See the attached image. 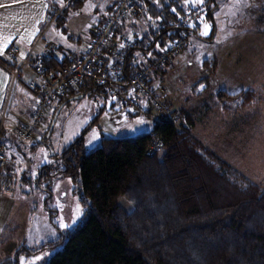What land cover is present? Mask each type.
I'll list each match as a JSON object with an SVG mask.
<instances>
[{
	"label": "trees",
	"instance_id": "1",
	"mask_svg": "<svg viewBox=\"0 0 264 264\" xmlns=\"http://www.w3.org/2000/svg\"><path fill=\"white\" fill-rule=\"evenodd\" d=\"M81 1H71L63 14ZM120 1L114 5V12L96 26L113 17ZM136 3L142 11L130 17V21L123 20L115 32L119 36L134 33L138 38L124 47L119 56L101 52L102 64L112 61L124 76L120 83L125 86L170 43L181 41L182 51L189 35L197 33L205 20L215 21L218 8L217 0ZM202 4L207 6L205 16L195 17L191 27L180 22L189 12L196 13ZM59 5L52 3L49 10ZM251 27L264 32V9ZM76 59L53 58L45 73L67 69ZM0 60L9 63L1 55ZM9 64L16 68L14 63ZM102 64H91L90 69L96 73ZM0 65L3 66L1 62ZM204 67L213 74L218 64L206 61ZM159 72L165 73L164 68ZM210 74L202 79L206 81L205 92L211 89ZM89 94L106 99L111 96L106 85L81 77L58 97L54 113L60 106ZM255 94L250 89L238 94L221 91L218 97L221 101L234 99L245 108L254 102ZM165 101L168 102L166 97ZM114 104L112 101L110 109H115ZM170 107L172 113L179 114V122L182 118L185 123L180 122L177 127L179 122L154 121V115L148 111L138 115L154 121L149 132L125 138L102 137L99 147L87 152L85 135L89 125L59 156L52 150L60 165L53 161L41 166L36 179L38 189L49 195L56 178H68L75 186L83 217L67 231L59 229L52 220L59 231L57 239L36 248L20 246L12 258L0 264H22L23 259L48 252L54 253L49 261L32 264H264V188L196 139L189 128L195 125L194 121L185 111L179 112L171 104ZM115 111L126 114L125 117L138 116L125 113L121 107ZM48 133L49 129L45 137ZM155 137L162 141V146L152 149ZM5 175L0 171L1 177ZM121 196L126 203L133 204L131 211L118 202ZM47 203L46 209L53 219L54 212ZM6 229L0 246L10 239H3Z\"/></svg>",
	"mask_w": 264,
	"mask_h": 264
},
{
	"label": "rangeland",
	"instance_id": "2",
	"mask_svg": "<svg viewBox=\"0 0 264 264\" xmlns=\"http://www.w3.org/2000/svg\"><path fill=\"white\" fill-rule=\"evenodd\" d=\"M109 2L86 0L81 7L74 5L68 9L64 18L65 51L73 50L77 46L75 41L87 36L96 20L108 11ZM217 3L215 21L209 18L197 33H191L182 51L164 67L165 73L153 78V83L156 88L165 87V97L172 107L179 112L185 111L194 121L195 125L189 128L196 139L264 188V32L251 27L264 9V0H217ZM206 61H217L218 68L213 74H210L211 69L204 67ZM208 74L211 75V89L205 92L206 81L202 79ZM249 89L256 93V99L245 109L239 108L234 99L221 101L218 97L221 91L238 94ZM111 104V96L106 99L103 95L92 94L64 104L57 113H52L55 118L51 121H55L47 137L42 133L39 142H24L25 146L35 147L32 150L16 151L10 142L1 141L8 164L0 171L6 173L4 170L11 169L6 174L5 184L15 194L18 205L8 230L4 228L1 232L2 235L6 229L3 239H10L2 247L0 261L12 258L20 246L36 248L57 239L59 231L52 220L59 229L67 231L83 217L79 197L74 193L75 186L68 178L55 179L51 196L38 189L36 179L41 166L53 161L60 165L52 150L59 156L89 125L85 135L87 152L97 149L102 137H134L154 128V121L144 115L125 117V114L121 118L122 112L115 111L118 105L110 109ZM17 107L14 101L10 111ZM180 122H184L182 118ZM46 202L54 212L53 219ZM118 202L128 211L134 208L123 196ZM14 225H20L16 235L12 233ZM53 254L48 252L30 260L23 259L22 264L49 261Z\"/></svg>",
	"mask_w": 264,
	"mask_h": 264
},
{
	"label": "built area",
	"instance_id": "3",
	"mask_svg": "<svg viewBox=\"0 0 264 264\" xmlns=\"http://www.w3.org/2000/svg\"><path fill=\"white\" fill-rule=\"evenodd\" d=\"M71 1L73 0H68L63 5L54 6L49 10V15L46 18L47 26L57 24L58 19ZM141 11L142 9L136 3V0H121L116 6L113 17L96 26L94 30L95 37L90 42L87 51L79 56L75 63L67 69L45 73L47 63L59 56L60 50L56 44L48 45L37 56L35 70L41 76L42 82L39 85L26 84L27 88L38 96V99L29 118L21 121L15 130L19 141L32 142L36 140V133L50 115L54 102L65 91L75 86L81 77L85 76L92 78L99 85H106L113 103L121 107L125 113L138 115L150 111L154 115V121L163 119L172 124H178L179 114L172 113L171 110L173 109L165 101L167 89L163 86L156 88L153 78L159 74V71L167 63L172 62L173 58L180 52L181 41H174L163 48L160 56L154 58L142 71L136 74L128 86L121 84L124 76L112 61L104 62V64L101 61L102 50L116 57L123 53L124 47L131 45L138 38V35L134 33L130 36H119L116 35L115 31L120 27L123 20L129 19ZM206 11L207 6L202 4L196 9V13L189 12L186 17L180 19V22L191 27L194 18L205 16ZM1 56L13 64L16 59V52L10 49ZM30 56L24 59L16 68H13L7 62L1 60L0 62L12 74L13 81L22 82L23 68L31 61ZM96 63L102 64V67H99V70L95 73L92 68L90 69V65ZM153 146L152 149L160 148L162 141L155 137ZM5 150L4 144L0 140V169L6 168L8 164Z\"/></svg>",
	"mask_w": 264,
	"mask_h": 264
},
{
	"label": "crops",
	"instance_id": "4",
	"mask_svg": "<svg viewBox=\"0 0 264 264\" xmlns=\"http://www.w3.org/2000/svg\"><path fill=\"white\" fill-rule=\"evenodd\" d=\"M64 1L65 0H0V55L5 54L10 49L15 50L16 59L14 64L16 66L31 55V61L23 68L22 82L13 81L12 74L4 66L0 65V140L2 142L3 140L10 142L16 151H19L21 148L31 149V146H25L27 144L19 142L15 130L21 121L29 118L38 99V96L26 86V84L29 83L39 85L42 82L41 76L38 75L35 70L37 56L50 44H56L59 47L60 53L59 56H57L59 60L67 56L69 61L72 56L78 58L83 55L87 51L92 39L95 37L94 30L96 25L102 18L114 12V5L117 4L119 0H110L108 3L109 6L106 7V10H108L106 14L100 16V18L96 20L84 39L80 38L75 41L77 46H74L73 50L67 49V51L64 49V33L66 32L64 28L65 15L63 14L55 25L47 26L46 24L50 4H60L64 3ZM85 2L86 0H83L75 5H80L81 7ZM70 38H72L71 35L69 36V39ZM159 75H161L160 72L155 76V79ZM14 101L19 107H17V110L14 108L13 111H10V104ZM58 101L54 102L50 115L37 131L36 140L32 141L33 143L39 142L42 133L46 134L48 129L50 131L52 113H54L55 109L58 107ZM121 118H124V116H121ZM10 170L11 169H7L4 171L9 172ZM5 174L6 173H4V175ZM5 183L6 175L0 176V237L2 229L9 226L10 221L13 220L12 217L18 205L17 200L14 198L15 194ZM19 226H15L14 235L20 230ZM4 245L6 244L0 246V252H2V247ZM0 257H2V255Z\"/></svg>",
	"mask_w": 264,
	"mask_h": 264
},
{
	"label": "water",
	"instance_id": "5",
	"mask_svg": "<svg viewBox=\"0 0 264 264\" xmlns=\"http://www.w3.org/2000/svg\"><path fill=\"white\" fill-rule=\"evenodd\" d=\"M57 113V112H56ZM55 118V117H54ZM55 120L53 119V122H54ZM52 122V123H53ZM54 124V123H53ZM52 128H53V125L51 126V128H50V131L49 132H51L52 131Z\"/></svg>",
	"mask_w": 264,
	"mask_h": 264
}]
</instances>
